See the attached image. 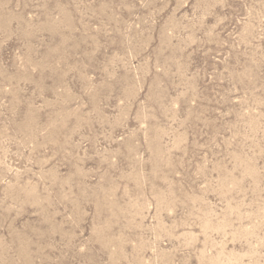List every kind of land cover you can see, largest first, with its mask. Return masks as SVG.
<instances>
[{
	"label": "rangeland",
	"instance_id": "374dc122",
	"mask_svg": "<svg viewBox=\"0 0 264 264\" xmlns=\"http://www.w3.org/2000/svg\"><path fill=\"white\" fill-rule=\"evenodd\" d=\"M0 264H264V0H0Z\"/></svg>",
	"mask_w": 264,
	"mask_h": 264
}]
</instances>
